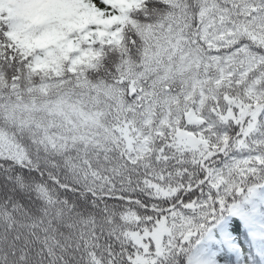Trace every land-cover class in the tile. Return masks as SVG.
Segmentation results:
<instances>
[{"label": "snow or ice", "instance_id": "1", "mask_svg": "<svg viewBox=\"0 0 264 264\" xmlns=\"http://www.w3.org/2000/svg\"><path fill=\"white\" fill-rule=\"evenodd\" d=\"M0 264H264V0H0Z\"/></svg>", "mask_w": 264, "mask_h": 264}]
</instances>
